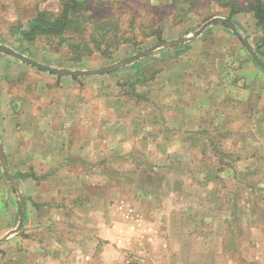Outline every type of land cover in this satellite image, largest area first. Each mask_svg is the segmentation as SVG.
Here are the masks:
<instances>
[{"label":"rangeland","instance_id":"1","mask_svg":"<svg viewBox=\"0 0 264 264\" xmlns=\"http://www.w3.org/2000/svg\"><path fill=\"white\" fill-rule=\"evenodd\" d=\"M61 2L0 0V44L63 70H108L64 75L29 64L35 73L12 68L29 84L2 79L3 90L16 94L26 86V95H0V264H264V95H211L208 103V95L194 92L209 80L206 69L194 75L195 87L189 84L192 95L171 85L168 74L178 47L195 43L184 53L191 62L219 52L229 37L217 30L229 27L223 22L206 26L215 27L212 43L194 42L216 17L256 45L253 0H199L181 20L173 0H87L92 25L85 39L93 23L110 17V33L126 40H114L108 55L95 50L79 61L69 47L68 35L76 33L30 41L22 35L39 11L58 14ZM174 40L180 41L164 45ZM238 43L244 64L248 52ZM257 48L264 54V46ZM1 55L22 61L0 49ZM5 67L10 63L0 57V73ZM45 75L81 81L83 135L68 148L50 146L44 135L19 145L11 130V108L19 125L35 120L28 117L44 95L34 84ZM95 87L98 95H89ZM49 146L58 157L48 158Z\"/></svg>","mask_w":264,"mask_h":264},{"label":"crops","instance_id":"2","mask_svg":"<svg viewBox=\"0 0 264 264\" xmlns=\"http://www.w3.org/2000/svg\"><path fill=\"white\" fill-rule=\"evenodd\" d=\"M226 27L217 29L218 31L222 30L225 32L227 37L229 36L227 40L224 39L223 41H220L216 46L220 49L219 52L211 51L205 56L195 55L194 62H191L189 55L184 53H188V51L185 52V49L191 48L195 43H190V45H185L178 47L180 49H176L175 55L178 56H175V58L173 56L170 57L168 65L170 69V73L168 74L171 85H175L176 89L183 91L182 93L186 95H192L193 92V89H188L189 84H194V87L197 85L194 92L196 95H208L206 100L208 103L212 101L209 98L211 95H264V85H262L264 82L262 81L264 80V68L252 57L245 47L244 49L248 52L249 59H245L244 64H242V54H244V51H242L241 43H238V41L241 42V37H239L230 27ZM214 28L215 27L213 26L206 27L194 42H198V40H203V42L210 40L211 38L209 36L214 32ZM262 40L263 31L262 28L259 27L258 39L255 41L256 45L250 39L249 43L253 48L257 49L258 46L262 47ZM226 41L228 42L226 43ZM210 42L212 43L211 40ZM230 42H233L232 49ZM209 45L213 47L212 44ZM0 57L10 63L11 66L9 69L8 67H5L4 74L0 73V95H26V86H21L22 88L20 87L16 94L11 93L10 90H3L2 79L9 78L15 80L14 78H16L18 81L22 80L25 85L29 84L30 78L26 80V76L19 77L18 75H14V73H12V68L20 67L28 73H35L31 67H28L31 65L25 61L13 60L10 59V57H4L3 55ZM202 68L206 69V74H209V80L202 83L201 86H198L200 85L199 83L196 84L191 81L197 72L203 70ZM214 76L217 77L213 79ZM74 78L75 77L71 76L45 75V83L38 81L37 84H34V88L37 90L35 91L37 92L36 94L44 95V99H42L44 103L41 109L36 112L31 109V116H29L30 118L28 117V119L39 120L42 118L44 119L43 126L39 127V123L35 120L29 121L34 122L33 125H30L29 122L19 125V114H15L13 108L10 107L11 114L9 119L15 121L11 124V130L19 145H26L34 142L39 143L36 138L37 136L43 135L45 137V143L50 146L59 143L61 148L63 144H66L68 148L69 144H74L76 142V138L80 141L83 135L82 116L80 114L82 106L81 95H83V90L80 86L81 81L78 83ZM184 86L185 88H183ZM89 95H98L97 87H95L93 91L90 89ZM91 127L92 125L89 126V128ZM40 129L43 130V134L39 132ZM2 132L3 125L0 118V133ZM31 136H33V139H30ZM42 142H44V140ZM0 144H4L1 134ZM17 149L20 152H32L30 148L28 149L25 146H21V148ZM2 152L5 154V149H3V147H1V154ZM48 152L49 159L58 157L52 156L56 153L54 147H50ZM29 157L33 156H26V158Z\"/></svg>","mask_w":264,"mask_h":264},{"label":"trees","instance_id":"3","mask_svg":"<svg viewBox=\"0 0 264 264\" xmlns=\"http://www.w3.org/2000/svg\"><path fill=\"white\" fill-rule=\"evenodd\" d=\"M192 3L193 0H173L174 9L179 19L189 13L197 6L199 0ZM87 0H62L61 8L58 14H52L48 11H39L31 23L29 30L23 31L22 35L25 39L30 41L38 35L65 37L69 33L77 35H68L73 39L69 43L73 61H79L86 54H92L96 51H101L108 55L112 50L114 40H126L125 36L120 33H110V26L113 24L109 21L110 17L100 19L99 22L93 23V29L90 31L89 38L85 39L82 33L87 32V24H90L92 17L87 13ZM241 9H232L231 13L240 11ZM249 11L253 12L258 25L263 31V40L261 46L264 45V2L262 0H253L249 6ZM92 25V24H90ZM115 28V27H114ZM116 28H118L116 26ZM104 33H103V31ZM159 34V33H158ZM160 36V35H158ZM160 38V37H159ZM260 47V46H259ZM258 53V48L256 49ZM34 176V175H33Z\"/></svg>","mask_w":264,"mask_h":264},{"label":"water","instance_id":"4","mask_svg":"<svg viewBox=\"0 0 264 264\" xmlns=\"http://www.w3.org/2000/svg\"><path fill=\"white\" fill-rule=\"evenodd\" d=\"M214 22H223L225 24H227L239 37H241V39L243 40L245 47L247 48V50L250 52V54L252 55V57L264 68V59L258 55V53L256 52V50L250 45V43L247 41V39H245L243 37V35L241 34V32L238 30V28L228 19L226 18H222V17H216L212 20H210L209 22L206 23L205 27L214 23ZM202 29L196 30L193 32L192 37H196L201 33ZM189 38H183L180 39L182 41L184 40H188ZM180 40H174V41H170L165 43L164 45L169 46V45H173L175 43H177ZM0 49L11 54L14 55L16 57H18L19 59H21L22 61H25L26 63H29L37 68L43 69V70H47L49 72H54V73H59V74H64V75H91V74H99L102 72H106L108 69H96V70H89V71H81V70H63L60 68H56V67H52L43 63H40L38 61H35L29 57H27L26 55H23L3 44H0ZM148 51L133 55L132 57L128 58L125 62H129L132 60H135L139 57H141L142 55H144L145 53H147ZM2 158L4 159V154L2 152ZM13 184L15 185L16 188H18L17 184L13 181ZM23 207H24V201L23 198L21 197V208H20V215L22 217L23 215Z\"/></svg>","mask_w":264,"mask_h":264}]
</instances>
